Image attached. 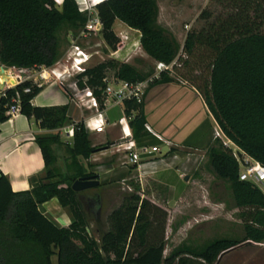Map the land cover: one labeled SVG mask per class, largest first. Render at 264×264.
<instances>
[{"label":"trees","instance_id":"16d2710c","mask_svg":"<svg viewBox=\"0 0 264 264\" xmlns=\"http://www.w3.org/2000/svg\"><path fill=\"white\" fill-rule=\"evenodd\" d=\"M226 12L207 26L186 33L182 47L174 35L158 22L156 0H103L95 5L101 24V36L112 51L122 42L113 25L120 20L139 32L142 50L154 61L172 64L148 86L174 82V78L193 87L201 96L209 114L233 146L264 165V0H213ZM211 14L202 11L199 18ZM88 12L79 10L76 0H0V64L9 68L32 69L51 66L59 58L58 33L63 25L84 28ZM107 71L119 80L136 83L148 73L129 63L109 59L95 64L79 75V85L89 86L103 105ZM29 89L25 92V89ZM32 80H23L0 91V123L8 119V110L19 105V112L33 119L41 129L56 130L68 120L69 104L39 107L31 100L42 90ZM143 101L124 102V113L133 117L134 137L147 135ZM74 136L67 153L75 165L67 183L54 180V153L51 144L58 136H37L45 164V180L31 178L30 190L13 191L7 177L0 175V264H214L218 258L241 244L264 243V193L258 185L239 179V163L231 145L214 138L209 150L211 170L223 179L232 193L243 225L241 240L219 238L200 250L188 245L164 255L162 237L151 240L153 209L139 195L125 197L108 215V229L99 241L88 231V216L99 196L75 192L72 183L82 177L94 178L84 170L79 158L109 144L92 146L83 122L73 124ZM175 151L171 148L169 152ZM56 198L71 214L67 227H59L41 209ZM92 214V213H91Z\"/></svg>","mask_w":264,"mask_h":264},{"label":"rangeland","instance_id":"374dc122","mask_svg":"<svg viewBox=\"0 0 264 264\" xmlns=\"http://www.w3.org/2000/svg\"><path fill=\"white\" fill-rule=\"evenodd\" d=\"M87 1L89 4L94 3L93 0ZM156 1L159 7V24L171 32L179 43L188 31L199 30L226 12L222 3L213 0ZM57 6L60 8L61 4ZM204 10L211 14L207 20L199 18ZM88 14L91 19L84 28L72 29L63 25L60 29L58 33L60 55L57 61L66 62V54L73 44L83 47L92 55L90 66L113 59L110 55L114 51L109 49L102 39L101 25L97 22L95 7L90 8ZM113 29L120 41H123L122 46L115 53V57H118L121 52L126 51V46L136 37L133 38L134 32H131L130 28L122 24L120 20L115 21ZM134 42L136 43L132 45L129 54L124 59L128 61L126 63L135 66L139 71L149 72L147 79L156 72V61L140 50L139 47L141 46L137 40ZM0 66L2 65L0 64ZM30 71L11 69L13 75L20 74L22 78L37 75L40 69L34 68ZM106 76L109 81L115 78L113 71H107ZM174 83L181 84L176 78H174ZM9 86L5 85L2 90ZM147 89L149 91L150 88ZM70 103L69 120L64 126L83 122L89 114L79 108L73 100ZM171 106L173 104L168 105L169 108ZM177 107L178 104H175L173 110H166L164 119H162L164 123L169 124L172 121V125H174L175 122H179L178 114L180 112H175ZM122 108L124 111V106ZM122 108L121 106L109 108L107 117L110 121L117 120L121 115ZM197 114L202 121L190 137V143L178 148L173 147L175 153L169 152L168 154L172 155L173 153L177 157L173 158L172 162L171 158L168 159L171 162L169 165L150 168L139 173L136 166L129 164L126 157L120 152H105L96 155L98 158L93 162V171H95L94 174L97 172L100 184L90 188L88 193L98 194L99 202L93 209L95 213L91 212L92 214L90 213L88 216V231L97 241L109 227L108 215L120 206L125 197L132 194L139 195L141 199L147 200L156 207L153 209L151 240L162 237L161 231L163 229L164 255H169L173 250L183 249V245H188L193 250H200L219 238H230L238 241L242 239L244 235L243 225L239 210L235 207L232 193L227 183L214 174L209 164V150L216 145L214 140L216 122L204 104H201ZM195 121L196 119H193L189 126ZM54 135L58 136L53 152L55 157L53 169L56 174L54 180L66 184V178L74 174L75 165L71 162H59L61 158L59 147L68 144L64 142L65 133L61 129H56ZM114 137V134L108 135L109 140L114 139ZM88 138L91 144L101 146L98 135L90 136L88 132ZM135 140L137 145L143 146L160 144L149 133L143 137L135 138ZM231 147L234 152L237 151L235 146L231 145ZM99 151L101 152L102 149ZM109 168L111 170L107 171ZM260 189L264 193V183L260 185ZM41 209L44 210L42 207ZM69 220H71V214L66 209L57 222L61 226H65ZM51 260L52 264H57L55 255ZM214 264H264V243L238 245L222 254Z\"/></svg>","mask_w":264,"mask_h":264},{"label":"crops","instance_id":"0c3cea01","mask_svg":"<svg viewBox=\"0 0 264 264\" xmlns=\"http://www.w3.org/2000/svg\"><path fill=\"white\" fill-rule=\"evenodd\" d=\"M129 30L131 32H134L133 38L136 37L134 41L137 40L139 43V36H140L139 32L131 28ZM184 38L185 35L183 36L181 42L179 43L181 46L184 42ZM134 41H132L129 45H127L125 48L126 51H124L123 53L121 52L118 57H115V53L118 50L111 52L110 57L115 60H119L120 62L123 63L128 62L124 58L129 54V50L132 48V45L136 43ZM140 50H142V48ZM144 54L148 56L145 52ZM13 70L23 71L20 69H13ZM32 77L33 75H30L22 79L32 80ZM180 83L181 84L171 82L167 84L153 86L149 89V91L148 89H146L143 98V103H144L143 112L146 119L145 124H148L155 132L162 135L164 138L170 140L173 143V147H177V148L180 146L181 147L184 146L186 143H190L189 140L190 137L194 133L195 128L202 121L201 119H199L197 112L201 107V104H204L201 96L193 87L185 85L182 82ZM42 87H43L42 90L31 100L32 105L39 107H51V106L71 104L68 95L62 89H60L57 84L47 82L44 83ZM168 101L170 102L167 105H165V103H167ZM170 104H173L171 108L168 107V105ZM175 104L176 105L178 104V107L175 112L177 113L180 112L178 114L179 122H175L174 125H172L173 123L172 121L169 124L164 123L162 119H164L165 116L164 114L166 113V110L167 109L168 111L173 110ZM118 106H121L122 108V106L124 105H118ZM113 107H117V106H113ZM109 108L111 107L110 106L105 107L104 109L105 116L107 118V124L105 127V131L103 133H95L93 131H89L86 129L89 132L90 136L98 135L100 137L99 145H106L109 143L112 144L118 142L122 135L120 125L118 124V118L121 117L122 114L124 113L123 108L121 110V115L117 118L116 121H110L109 117H107ZM130 117H133V115H131ZM193 119H196V121L193 124H191V126H189ZM65 127H69V126H62L59 129L62 130ZM54 131L55 130L39 128L38 124L33 119H28L25 115L21 114L19 111L13 114H9L8 119L0 123V175L3 174L7 177L11 185V189L13 191L30 190L32 187L31 178L36 179V181L37 180L46 181L45 164L40 147L36 142V137L53 136ZM109 134H114L115 136L114 139L109 140L108 139ZM72 140L73 138L72 139L66 138L64 142L67 143L68 145H71ZM91 145L95 146L94 143H92ZM51 148L54 152L55 144H51ZM59 149H60V157H61L59 159V162L60 161L63 163L71 162L72 158L66 152V145L59 147ZM99 152L96 151L95 153L91 154L88 159L79 158V162L83 166L84 170H86L87 172L94 173L95 171H93V167H94L93 162L98 158L96 157V155L104 154L105 152H111V151L103 150L100 153ZM173 153L175 152L173 151ZM173 153L172 155L169 154L166 155L165 160L167 164L164 163L165 161L161 162L160 158L158 157L155 158V163H148L146 170L155 167H162L163 165L165 166L169 165V163H171L174 160ZM170 158H171V162L168 161V159ZM109 170L111 169L109 168L107 171ZM94 175H95L94 178L98 179L97 172ZM89 190L90 189L84 191L89 192ZM42 208L45 210V211L43 210L44 214L59 227H67L71 221L69 220V222L65 226H61L60 224H58L57 220L60 219V215L63 214V212H65L66 209L60 206L56 198H52L51 200L45 202L42 205Z\"/></svg>","mask_w":264,"mask_h":264},{"label":"built area","instance_id":"2783aa9c","mask_svg":"<svg viewBox=\"0 0 264 264\" xmlns=\"http://www.w3.org/2000/svg\"><path fill=\"white\" fill-rule=\"evenodd\" d=\"M54 1L56 5H59V0ZM101 1L103 0H93L94 3L89 4L87 0H76V3L78 4L80 11L88 12L90 8L95 7V5ZM60 2L62 3V0H60ZM97 22L100 24L98 18ZM91 56L92 55L86 49L77 44H73L66 54V62L57 61L51 66L39 67L38 69H40V71L37 75H33L32 81L39 86H43V84L47 82L57 84L59 88L68 95L70 101L73 100L79 108L89 112L84 120V127L95 133H103L105 131L107 124V118L104 111L105 107L124 105V102L127 100H134L137 103H141L149 84L155 78L159 77L160 72L172 70V64L156 62V72L149 78L136 83L122 81L117 78H113L112 81H109L106 76L103 79L105 87L102 92L104 97L101 108L93 89L87 85H84L83 87L79 85L81 80L79 75L91 67ZM11 69L16 68H9L8 70L10 76L15 82L18 84L23 81L21 75H13ZM30 70H34V68ZM11 86L15 85H10L9 87ZM28 90L29 89L26 88L24 91L27 92ZM18 111L19 105H13L9 108L7 114H13ZM130 120L131 117L125 113L118 118V124L120 125L122 132L120 141L110 144L108 148H102V151L110 150L111 152L122 153L129 164L136 166L139 173L145 172L148 163H155V158L158 157L161 162L165 161L164 163L167 164L165 157L173 147V143L155 132L148 124H145V130L150 135L154 136L160 144L153 146L137 145L130 126ZM62 132L65 133V138L72 139L74 136L73 125L63 128ZM214 138H220L225 145H232V143L223 135L218 126L214 128ZM234 154L240 166L239 179L249 181L260 187V185L264 183V165L255 161L243 152H239V150L234 152ZM173 157L176 158L177 156L173 155Z\"/></svg>","mask_w":264,"mask_h":264},{"label":"water","instance_id":"95a60500","mask_svg":"<svg viewBox=\"0 0 264 264\" xmlns=\"http://www.w3.org/2000/svg\"><path fill=\"white\" fill-rule=\"evenodd\" d=\"M8 70H9V67H7L5 65L0 66V76L6 75V77L11 79L12 77L10 76ZM16 84L17 83L15 82V80H13L11 82L4 80V82H0V91H2V89L5 87V85H16ZM185 180H187V177H185ZM99 183H100L99 180L96 178L82 177V178L76 179L72 183L71 188L75 192H81V191L96 187L99 185Z\"/></svg>","mask_w":264,"mask_h":264},{"label":"bare ground","instance_id":"6f19581e","mask_svg":"<svg viewBox=\"0 0 264 264\" xmlns=\"http://www.w3.org/2000/svg\"><path fill=\"white\" fill-rule=\"evenodd\" d=\"M61 2H60V0H59V4H60ZM4 80H7L8 82H11V81H13L14 79L13 78H8V77H6V75H4V76H0V82H4Z\"/></svg>","mask_w":264,"mask_h":264}]
</instances>
